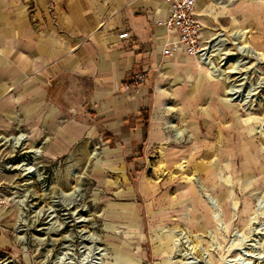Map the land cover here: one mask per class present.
I'll list each match as a JSON object with an SVG mask.
<instances>
[{
    "label": "rangeland",
    "instance_id": "374dc122",
    "mask_svg": "<svg viewBox=\"0 0 264 264\" xmlns=\"http://www.w3.org/2000/svg\"><path fill=\"white\" fill-rule=\"evenodd\" d=\"M215 3L209 25L227 43L204 75L201 120L171 100L157 116L166 140L104 136L52 161L45 141L15 146L22 130L0 138V264L66 251L73 264H264V0Z\"/></svg>",
    "mask_w": 264,
    "mask_h": 264
},
{
    "label": "crops",
    "instance_id": "0c3cea01",
    "mask_svg": "<svg viewBox=\"0 0 264 264\" xmlns=\"http://www.w3.org/2000/svg\"><path fill=\"white\" fill-rule=\"evenodd\" d=\"M215 5L197 0L204 38L217 34ZM169 11L165 0H0V135L45 141L52 161L104 136L131 148L143 134L166 140L157 116L174 109L171 100L201 120L211 70L184 51L163 54ZM127 30L132 37L121 39ZM140 71L146 82L126 90Z\"/></svg>",
    "mask_w": 264,
    "mask_h": 264
},
{
    "label": "built area",
    "instance_id": "2783aa9c",
    "mask_svg": "<svg viewBox=\"0 0 264 264\" xmlns=\"http://www.w3.org/2000/svg\"><path fill=\"white\" fill-rule=\"evenodd\" d=\"M165 1L170 6V11L166 20L160 22V24L172 37L165 45L163 54L171 56L176 52L184 51L196 58L200 64L210 68L212 66L211 60L215 58V48L217 46L213 45L217 34L210 38H204L205 24L202 20V14L197 10V0ZM131 37L132 33L129 30L120 34L121 39ZM147 78V71L135 72L126 80L124 88L126 90H139ZM0 138L6 141L5 135H0ZM23 141L25 140L21 139L18 146ZM3 207H6V196L0 192V209Z\"/></svg>",
    "mask_w": 264,
    "mask_h": 264
},
{
    "label": "bare ground",
    "instance_id": "6f19581e",
    "mask_svg": "<svg viewBox=\"0 0 264 264\" xmlns=\"http://www.w3.org/2000/svg\"><path fill=\"white\" fill-rule=\"evenodd\" d=\"M217 37L215 38V41H214V45L213 46H217L216 48H215V50H216V53H218V52H220V50H222V48H223V45L225 44V43H227L226 41H227V37H226V34L224 33V32H221V33H219L218 35H216ZM241 49H243V47L241 46L240 47ZM264 56V55H263ZM210 70H211V74H213V72H216V68H215V66L212 64V66L210 67ZM218 76H221V74L219 73V75ZM25 138H27V136L25 135V134H22V135H20V136H16V137H14V140H15V146H18V144H19V141L21 140V139H25ZM36 153L38 154L39 153V150H36ZM13 167V166H12ZM15 167L16 168H19V169H21L25 174H32V175H36L38 172H37V169H36V167L35 166H33V165H29L28 163H26V162H24V163H22V164H19V165H15ZM28 194V193H27ZM26 201H27V198L25 197V198H23V199H21L20 200V202H21V205H22V209H23V211H22V217H21V222L22 223H26V219H25V209L24 208H26ZM20 205V206H21ZM50 215L51 216H55L54 215V210H51L50 211ZM71 252H69V251H66L61 257H60V260L58 261V263L57 264H60L61 262H66V264L68 263V264H73V258H72V256H71ZM91 264H97V263H91Z\"/></svg>",
    "mask_w": 264,
    "mask_h": 264
}]
</instances>
